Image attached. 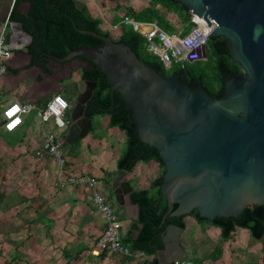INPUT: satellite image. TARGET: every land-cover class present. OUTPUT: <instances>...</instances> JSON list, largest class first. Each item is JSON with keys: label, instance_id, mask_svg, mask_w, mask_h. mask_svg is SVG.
I'll return each instance as SVG.
<instances>
[{"label": "crops", "instance_id": "crops-1", "mask_svg": "<svg viewBox=\"0 0 264 264\" xmlns=\"http://www.w3.org/2000/svg\"><path fill=\"white\" fill-rule=\"evenodd\" d=\"M14 2L0 0V27L9 19ZM73 2L85 16L100 20L103 31L120 35L122 16L130 10H143L150 0L145 4L138 0ZM28 7L22 2L18 12L26 14ZM10 24L7 42L13 50L6 61V73L0 78V264H139L135 259L112 254L90 255L104 230L103 219L92 205L90 191L71 185L61 187L59 182L67 174L94 178L122 221L125 242L132 245L140 226L138 205L131 195L139 191L154 195L151 184L162 169L150 160L138 162L132 171L120 174L117 160L123 153L126 136L109 126L106 114L90 118L87 136L72 147L64 146L63 167L51 156L40 157L36 152L42 144L43 131L63 139L67 129L56 128L52 122L41 123L32 112L23 118L20 128L5 133L1 112L9 102L41 106L60 94L72 108L86 91L81 68L60 67L44 56L33 60L27 52L29 39ZM181 222L183 227L175 223L165 226L160 246L151 254L144 253L148 257L146 264L154 259L159 264H264V238H253L249 230L235 227L228 238H222L218 227L198 222L193 216L186 215Z\"/></svg>", "mask_w": 264, "mask_h": 264}, {"label": "water", "instance_id": "water-1", "mask_svg": "<svg viewBox=\"0 0 264 264\" xmlns=\"http://www.w3.org/2000/svg\"><path fill=\"white\" fill-rule=\"evenodd\" d=\"M175 1L207 26L216 24L211 37L226 40L228 55L240 68L224 81L220 99L178 75L158 73L127 45L88 30L75 28L102 45L44 57L65 68L97 67L110 96L117 92L127 103L140 140L156 148L165 166L159 187L167 203L162 224L193 211L209 222L236 218L246 208L264 205V0ZM12 24L22 32L20 24ZM85 84L86 91L69 111L63 135L67 147L91 131L85 108L96 83Z\"/></svg>", "mask_w": 264, "mask_h": 264}, {"label": "trees", "instance_id": "trees-1", "mask_svg": "<svg viewBox=\"0 0 264 264\" xmlns=\"http://www.w3.org/2000/svg\"><path fill=\"white\" fill-rule=\"evenodd\" d=\"M22 2L29 5L26 14L18 12V6ZM154 6L179 13L184 22H189L190 15L183 14L186 12L185 7L175 0H150L148 7L139 12H132L129 16L141 22H156L163 30L168 31V26ZM8 20L20 24L22 32L31 37L27 52L36 61L42 60L44 54L64 57L70 49L102 45L99 39L81 34L75 28L109 36L107 31L99 27L100 20L85 16L75 7L73 0H15ZM121 36L120 39L113 41L127 45L138 59L153 67L158 73L166 75L158 57L146 51L144 39L131 27L122 25ZM208 42H210L212 53L218 58L215 66L218 74L216 90L204 84L203 80L207 72L199 65L192 68L185 65L173 75H178L188 85L200 83L213 98L220 99L224 93V81L239 70L228 55L225 39L210 37ZM81 78L84 81L96 83L93 95L86 104L85 116L92 118L95 115L106 114L109 116V126L117 128L126 136L123 153L117 160V168L130 172L136 163L154 160L162 169L160 176L151 184L154 195L149 196L147 191H139L131 195V200L138 205L137 224L140 228L132 245L124 240V243L128 244L132 250L151 254L155 248L160 246L159 237L167 224L175 223L183 227L181 220L184 216L168 218L163 224L161 222L162 216L167 212V203L164 197H160L159 190L165 172L164 163L158 156L156 148L140 140L131 110L117 92H114L112 97L110 96L109 84L101 71L95 66L93 69H82ZM176 208L177 205L174 204L172 211ZM190 216L198 222L210 223L218 227L222 238H228L235 227L249 230L252 237L257 240L264 234V205L246 208L236 218L221 217L211 222L199 217L196 211H193Z\"/></svg>", "mask_w": 264, "mask_h": 264}, {"label": "built area", "instance_id": "built-area-1", "mask_svg": "<svg viewBox=\"0 0 264 264\" xmlns=\"http://www.w3.org/2000/svg\"><path fill=\"white\" fill-rule=\"evenodd\" d=\"M198 19L192 16L194 25L191 26L188 33L183 35H179L175 31H165L156 22H141L128 15L122 16L120 25L129 26L135 33L139 34L145 41L146 51L158 57L165 70L171 69L174 65L178 69H183L186 64L200 60L201 51L207 45L211 32L216 26L212 21L207 26ZM9 24L7 19L0 27V78L6 73V61L11 57L13 50L12 44L7 42ZM10 27H13L12 23ZM57 98L63 100L66 107L57 103ZM17 106L20 111L9 116L11 109ZM70 108L68 101L60 94L53 95L41 106H36L30 102H9L1 112V128L5 133H12L21 127L23 118L33 112L41 123L52 122L56 128L67 129L70 123L67 113ZM17 117L21 122L9 130V125L13 124ZM42 139V144L36 155L41 157L43 154H47L58 166L63 167L65 164L63 139L58 138L51 131H43ZM59 183L61 187L71 185L90 191L92 205L103 219L104 230L90 249L91 256L100 257L103 253L112 254L122 258L135 259L139 261V264H146L148 257L144 253L134 251L128 244L124 243L122 221L98 189V182L94 178L86 175L67 174L63 179H60ZM174 264H192V262L178 261Z\"/></svg>", "mask_w": 264, "mask_h": 264}, {"label": "rangeland", "instance_id": "rangeland-1", "mask_svg": "<svg viewBox=\"0 0 264 264\" xmlns=\"http://www.w3.org/2000/svg\"><path fill=\"white\" fill-rule=\"evenodd\" d=\"M140 1L142 4H145L144 2H148L149 0H138ZM154 8L158 11V13L161 15V18H163V21L166 23V25L168 26V32H178L179 35H183L189 32L191 26L194 25V23L192 22V16L191 14H189L187 11L183 12V14H188L190 15V19L189 22L186 21L184 22L181 19V15H179V13H174L171 10L165 9L163 7L160 6H154ZM131 11V12H130ZM127 14H131L132 12H134L133 10H130ZM141 11V10H140ZM22 33V32H20ZM113 40H118L120 39L121 34L120 35H115L114 33H112L111 35H109ZM205 52H206V59L205 61H203L202 64H199V67L202 69H205V71L207 72V76L204 78V84L210 85L212 88H214L215 90L218 88V83H217V72L215 69L216 63L218 61V58L212 53L211 51V47H210V42L207 43V45L204 48ZM203 51V50H202ZM201 51V52H202ZM201 56V54H200ZM201 59V58H200ZM196 65L198 66L197 62L192 63V64H186L187 67H196ZM238 65L236 64L235 67H237ZM178 70L177 66H172L171 69L169 70H165L166 75H173L176 71ZM238 70H240L239 66H238Z\"/></svg>", "mask_w": 264, "mask_h": 264}, {"label": "clouds", "instance_id": "clouds-1", "mask_svg": "<svg viewBox=\"0 0 264 264\" xmlns=\"http://www.w3.org/2000/svg\"><path fill=\"white\" fill-rule=\"evenodd\" d=\"M56 102L61 104V105H64L66 107V104L60 98H57ZM19 111H20V108L18 106L17 107H13L11 109V111L9 112V116H11L12 114H14L16 112H19ZM20 122L21 121H20L19 117H17V119L13 122V124L9 125V130H11V128L14 127V125L19 124ZM58 123H60V121H58Z\"/></svg>", "mask_w": 264, "mask_h": 264}, {"label": "flooded vegetation", "instance_id": "flooded-vegetation-1", "mask_svg": "<svg viewBox=\"0 0 264 264\" xmlns=\"http://www.w3.org/2000/svg\"><path fill=\"white\" fill-rule=\"evenodd\" d=\"M200 60L199 61H197V64L199 65V64H202L203 63V61H205V59H206V52H205V50L203 49V51L201 52V56H200ZM237 72V71H236ZM195 85H200L201 86V84L199 83V84H195Z\"/></svg>", "mask_w": 264, "mask_h": 264}, {"label": "bare ground", "instance_id": "bare-ground-1", "mask_svg": "<svg viewBox=\"0 0 264 264\" xmlns=\"http://www.w3.org/2000/svg\"><path fill=\"white\" fill-rule=\"evenodd\" d=\"M199 20V19H198ZM200 21V20H199Z\"/></svg>", "mask_w": 264, "mask_h": 264}]
</instances>
